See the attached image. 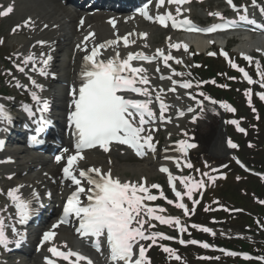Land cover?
Masks as SVG:
<instances>
[{"label":"snow or ice","instance_id":"obj_1","mask_svg":"<svg viewBox=\"0 0 264 264\" xmlns=\"http://www.w3.org/2000/svg\"><path fill=\"white\" fill-rule=\"evenodd\" d=\"M188 2V0H167L168 4L175 3L177 5ZM230 7L238 13L243 10V15H239V21L248 22L255 24V20H249L247 12V6L238 7L233 3V0H226ZM152 3V0H148L143 7L137 9V12L142 15L144 18L151 20L153 22H158L162 26L167 27L168 21H171L173 28H185L189 31H205V32H214L218 30H224L228 27L237 26V21L230 20L221 24H214L206 29H198L196 25L185 17L183 20H177L171 12H166L164 14H156L155 16L149 14V5ZM165 4V0H156V8H160ZM252 6H256V0H252ZM13 11V7L9 5L5 10L0 11V16H7ZM262 14H264V8H261ZM181 9L176 8V15H181ZM209 15L219 17L221 20H224V17L221 13H209ZM84 18H81L80 25L83 26ZM113 28L116 27L115 18H110L108 21ZM29 22H26L27 26ZM19 28V25L16 28H13L15 32ZM133 33H128L125 36L117 35L116 39L108 40L103 43L94 44L89 51L87 44H84V47L81 48V45L78 44L77 48L84 51L86 55L83 57V64L81 70L82 83L81 86L77 89L73 88L70 92V95L73 96V105L74 111L71 112L69 116L70 125L74 126L76 136L75 143V153L67 155V164L62 169L65 179H71L72 183L77 185L76 192H73L69 196L66 206L63 210V215L57 222L52 226L53 229L57 228L59 224L66 223L67 218L71 214H75L79 218V227L77 232L81 235H91L96 238L94 247L97 251L101 250L100 238L105 236L107 245L110 250V260L114 264L118 262H123V264H150L145 257V248L143 245L139 244L141 239H151L155 243V238L160 237L161 239H172V237H167L162 233L153 232L150 235H145L144 225L149 221L145 219V215L152 217L154 219L160 220L161 223H171L170 219H163L160 216H154V209L146 208L143 205L142 201L145 197H142L137 194V192L147 193L148 189L142 184H132L130 182H121L119 178H114L111 176V170L106 173H102L98 168H89L87 170L80 169L78 175L74 165L77 164V158L80 160L84 159L83 150L91 149L96 146H100L104 151H108V145L113 142H119L122 144H127L133 149L136 150L138 155H143V150L145 147L152 151H155V146L152 143L153 137L151 133L144 127L145 124L149 122V119H155V113L149 107L152 103L151 93L147 87L137 86L147 85L149 83V78L146 73V69L143 67H133L131 61L133 60H142L151 62L156 59L155 56H148L143 53H128L126 58H121L119 52H116L114 56L105 59H100L101 56L100 50L104 49L107 51L114 45H117L119 41L123 40L124 46L127 47L129 43H134L135 41H130L129 36ZM140 37L147 36V33H139ZM95 33H89L84 37V41H87L90 37H94ZM2 43V41H0ZM39 43L43 44L44 41ZM83 43V41H82ZM172 47L179 48L180 45H171ZM185 50L187 46L185 45ZM157 52L160 56L164 58V62L167 65V61L172 59L170 55H165L163 50L157 49ZM225 55L226 53H221ZM214 55V53H210ZM243 55V54H242ZM43 56V54H42ZM243 58L247 60L250 64L253 62V58L247 55H244ZM33 57L29 56L25 63L29 60H32ZM52 60V56L47 55L46 59H42V63L45 65V68L48 66L49 61ZM178 63L180 61H177ZM231 63V61H230ZM233 68H237L240 71L245 79L248 82L254 83L253 79L249 74L243 69L238 68L235 63H231ZM18 70L23 72L24 69L20 68ZM257 75L260 76V83L264 86V72L260 70V64L256 62ZM159 71V68H157ZM128 72L129 75H123V73ZM41 75H48L44 68L40 69ZM137 77H139L137 79ZM164 77H161L163 79ZM169 79H171L169 77ZM175 84L176 82L173 81ZM32 84L43 90L42 85L36 84L35 80H32ZM19 86V85H18ZM183 88L192 87L190 82H185L181 85ZM175 91V88L171 89ZM131 92L145 97V99H130L126 98L125 95L120 93ZM246 95H250V90H246ZM31 99L36 106H38L35 111L33 105L22 104L21 108L25 113L29 114V117H34L36 112L47 113L50 110V103L46 99H42L35 91L30 93ZM203 95V94H202ZM262 99H264V94H259ZM14 99V98H13ZM157 101L160 102V114L161 118L163 117V112L167 110V105L163 102L161 97L157 95L155 97ZM205 99H210L205 97ZM215 104L216 101H211ZM222 107L230 109L227 104H221ZM192 109H189L191 111ZM182 114V113H181ZM13 116L10 114L9 110L5 107L4 104H0V122H6L8 125H11L13 122ZM238 125L237 121H230ZM38 126L36 131L43 133L46 129L52 124V121L47 116H41L40 120L37 122ZM8 131V128L3 129ZM239 131H244V129L239 128ZM142 133H146L142 135ZM30 140L34 143H43V140L37 139V136L33 135L30 137ZM183 143V142H181ZM5 145V141L0 139V149ZM229 145L233 148L237 145L232 144L229 141ZM195 145H187V147H194ZM69 149H63V153H68ZM64 157L57 155L55 157L57 162H60ZM191 167V165H188ZM161 171L167 172V168H161ZM89 173H95V177L89 175ZM80 177L86 178L88 185L90 187L85 190L81 186ZM11 178V177H9ZM183 181H188V177L181 178ZM171 182V178H170ZM202 182H197L192 187H200ZM23 185L18 186L17 188L9 189L7 196L12 202V205L16 209V221L10 225H6L5 218L0 215V246L8 248L10 243H15L17 247L20 246L21 242L25 239V232L19 231L16 228V223L19 225H26L32 214H34L35 209L31 207V200H25L19 195L20 188ZM151 187L157 188L159 185H152ZM83 194L87 197V200L90 202L87 206H80V195ZM191 194V189L189 190V195ZM176 196L179 197L180 193L176 192ZM32 199L38 200V194L35 191L32 194ZM146 199L155 200L156 196L147 195ZM170 203L172 201H169ZM179 208L185 209V213H188V210L185 208L183 203L176 205ZM163 211V209H160ZM11 220V217H9ZM176 224H179V220H175ZM11 227L12 233L18 239L10 240L6 234V228ZM194 227H199L194 225ZM203 231L209 232L210 229L202 228ZM181 232L185 231L184 228L180 229ZM56 236L55 231L49 230L43 234L41 245L45 242H52ZM180 243H186L181 240ZM188 243H200L198 241L192 240ZM138 246V254H135L133 249ZM204 248H208L207 243H203ZM66 247V245H65ZM39 250V248H38ZM165 252L170 254H175L173 249L164 248ZM48 251L53 254L55 257L62 258L64 260H69L70 257L75 256L77 264L80 260H87V264H92V261L87 257H84L76 252L69 250L67 253L59 250V248L53 244L49 247ZM235 255V253H231ZM135 255V259H134ZM179 258V257H177ZM246 259H250L247 254H245ZM47 264H54L49 258H45ZM259 259L264 260V257Z\"/></svg>","mask_w":264,"mask_h":264},{"label":"bare ground","instance_id":"obj_2","mask_svg":"<svg viewBox=\"0 0 264 264\" xmlns=\"http://www.w3.org/2000/svg\"><path fill=\"white\" fill-rule=\"evenodd\" d=\"M18 4V7H21L20 9L26 10L25 20H30V29H28V37L29 41L26 39H17L13 36L15 42L19 43V46H21V51L27 54L28 56H31L33 54L34 49L31 48L32 43L36 41H44L52 42L50 46H46L43 49L37 48L40 50V53L37 55L39 57H42V54L45 58H47V55L52 56V60L49 61L47 69H55L60 77L58 84L50 82L46 83L44 85L45 88H48V91H46V99H54L56 102H62L61 100H56V97L59 96V98H63L65 96H62V92H64L65 89L60 87V84H63L65 82H70L71 71L73 70L74 73L79 69L80 64V58L81 55L84 53V51L77 48V45L80 44L81 48L84 47V44H87L88 49L91 45L94 43H103L108 40H113V32L117 31L118 33H125L129 31L130 29H139L142 28V21L135 17L134 19L131 18L127 13L126 14H118L116 11L112 10H106V9H99L98 7L96 9L97 12L93 13V15H85L88 12H85L83 8H85V4L80 3V0H15ZM64 2V4H63ZM101 10H105V13L101 14L99 13ZM81 18H84V24L83 26L80 25ZM110 18H115V21L117 23L116 29L113 31L109 28L110 23H108V20ZM47 24L48 26L44 28V25ZM146 30L148 31V37L146 40L151 39V35L154 33V29L152 26H147ZM157 30V29H155ZM20 32V34H19ZM21 31H17L15 35L21 36ZM89 33H95L94 37H90L87 41H84V37L88 35ZM14 35V34H13ZM12 38V39H13ZM28 39V38H27ZM83 41V43H82ZM198 41V44H196L197 50L203 51L206 48V42L201 39H196L194 42ZM177 43V42H176ZM136 48L141 46L142 42L136 40ZM263 45V44H262ZM70 46V51L75 56L73 61L67 62L68 58H71V56L67 55L68 48ZM53 48H56L53 50ZM136 49L130 48L128 51L115 48L111 50L110 48L105 51L104 49H101L102 53L109 52V57H112L115 55L116 52H119L120 57H123L125 55H128V53L136 52ZM65 57L64 60L62 58ZM39 64V63H38ZM45 67V65H44ZM147 76L149 78V81L151 84L148 85H142L143 87H147L149 92L151 93V99H155L157 95L161 97V99H165L167 101L176 100V104L178 105L177 109L180 110L182 103L184 101L183 98L180 96H175L169 98L168 91H167V85L165 82H159L157 78L152 76L151 74L147 73ZM139 77H137L138 79ZM162 86L164 87L165 94L160 93L158 90H155L154 88ZM181 91V90H179ZM67 100V99H65ZM171 108H173L170 105ZM58 111H61L62 107L56 108ZM21 113L24 115V118H28L29 114L25 113L22 108H20ZM214 153L223 152L225 153V146L223 144L216 143L213 147ZM98 152H90L87 154H84L83 160H78L77 164L74 165V168H83L86 167V169L89 168H98L102 172H108L109 169L107 166L103 164V156L97 154ZM9 155V153H8ZM17 158V164L18 167L14 168L13 166H1V168L8 171V173H16V180L20 181L22 179L23 181V187L19 191V195L25 199V200H32V190L36 189L38 190L36 193L44 186H48L51 188V190H54L57 195L53 205L56 206L57 202L59 200V195L64 192L65 184L61 183L60 185L56 184V186L52 185L51 182L48 181V175L53 176L54 179H57L58 173H59V167L57 165H54L50 162L48 159V156H42L39 154H33L31 157V160L28 162L21 163L19 161L20 154L15 153ZM128 159L121 158L118 155L114 157V162H123L127 161ZM147 167L141 168V169H133V172H139L141 175L146 176L148 175L149 179L151 178L149 175L152 174L153 169H151L152 165H156V162L154 159L149 157L147 159ZM109 163V162H107ZM149 166V168H148ZM111 170V176L114 177L112 174L113 171ZM45 172H48V174L45 176ZM95 173H90L89 175L93 176ZM21 178V179H17ZM48 191L44 193V196L47 194ZM27 198V199H26ZM73 238V236L64 230H61L55 239L53 240V243L64 242L66 239ZM70 244V243H69ZM30 246V243L28 244V247ZM32 254H35V257H33L32 262H35L37 258H40L41 255H37L36 252L32 251Z\"/></svg>","mask_w":264,"mask_h":264},{"label":"rangeland","instance_id":"obj_3","mask_svg":"<svg viewBox=\"0 0 264 264\" xmlns=\"http://www.w3.org/2000/svg\"><path fill=\"white\" fill-rule=\"evenodd\" d=\"M210 6L212 8L215 7L213 4H210ZM195 9L199 15L204 13V10L202 12V10L198 6H196ZM22 15H26L25 9H21L20 11L15 12V14L12 16L11 19L9 20L6 19L7 21L0 20V38H1L0 41H3L2 37L7 36L9 34L8 32H10L9 28L11 26H9V22L11 21H12L11 23L18 22V20H20V17ZM19 34L18 35L14 34V37L17 36L16 38L20 39ZM156 36L160 37V40L157 42L156 45L157 46L163 45L162 37H164V33L162 35L157 33ZM4 43H5L4 49L2 48V43H0V77L1 78L5 74V70H2V65L5 63V60L8 61L10 59L11 54L9 53L12 52L14 54L16 52V50H14L16 46H12L13 41H11V38H6V41H4ZM190 54L194 55L193 52L188 51L185 52L184 55L182 56L186 61L188 69L181 72L179 76L186 77L185 81H187L188 78L190 77L189 70L190 72H192L193 68L196 66V64L192 62L190 58ZM237 60L238 59H235V61L232 60L231 63H235L238 66ZM228 63H229V67L233 68L231 66L230 61ZM8 65L9 64H7V67ZM13 66L14 64H10L8 68L11 70ZM233 69H237V68H233ZM6 75H8L7 72ZM223 77L225 78V75H223ZM235 79H236L235 81L238 82L237 78ZM8 84L9 83L7 81L5 85ZM224 86L225 85H223V82H221L219 85H217V83L215 84V87H218L219 89L224 88ZM231 89L233 90L234 86L231 87ZM246 90H250V89L248 87L247 88L244 87L239 82L237 83V86L235 87V91L241 96V99L243 101V107L245 108V110L248 111L249 113L250 112L252 113L254 107H257L255 103V99H259L262 103H264V99H262L260 95L254 97L251 90H250V95H246L245 94ZM187 94H192L196 97L202 98L199 90L194 86L192 87V90ZM226 100L231 102V99L226 98ZM205 102L209 103V100H205ZM212 114L213 112L211 111L210 107H202L198 110V113H196L193 117L187 118L186 121L182 122L179 128H177V131H175L177 135L190 134L189 137H191L192 140L194 139L199 146L198 152L196 153L195 157L203 158V160H201L203 172L199 174L197 171L196 175L193 176L198 180H200L201 177H204L207 172H210V174L213 175L214 170L213 169L209 170V168L212 167L214 164H216L217 167L222 168L225 166V163L230 161V156H224V154L221 155L220 157H215V158L209 157V152L211 151V147L214 145V143H217L222 136L220 121L219 120L216 121L215 119H212ZM253 115L255 116L256 114ZM259 116H263L262 112H260ZM206 117L207 119H205ZM209 118H211V122H209ZM245 121L247 122V124H250L252 126L250 128V133H248L247 135V136L250 135V137L246 140L243 138L241 139L242 144L244 145L245 148L242 158L249 164V162H251L253 159L258 158V156L264 155V144H263L264 125L262 124V122L254 123V120H250V118H246ZM256 124H258V129L254 128ZM246 142H252L250 149L245 147ZM234 151L235 150L233 149V152ZM119 156L127 157V155H119ZM232 164L231 166L233 167V169L229 172H226V174L217 176V179L209 187L205 188L206 190L205 194L200 189V187H193V188L189 187L188 190H186L185 192L187 202L191 203L189 209H192L193 215H195V217H193V215H190V217H188V215L183 214L185 215L184 223L188 224L186 225L188 229V227L191 225V221L194 218L198 219V221L200 222V226L196 227V230L198 229L197 231L200 233L203 240L206 242L211 240L214 241L215 243L216 240L218 239L229 240L234 238L240 240H250V239L257 240L258 238L257 236H251V234L248 231V228L246 229V226H244L241 223V220H239V218H242V216L239 217V215L237 214L236 215L237 217L231 219H227L228 217L224 216V214H230V213H231L230 215L235 214V212L232 209L238 208L239 206H242L245 209V213L247 212V210L255 211L256 209L252 207L254 204L253 199L260 198L255 194L252 185L250 184L251 182H253V180L239 173L241 171H238V169ZM205 166L207 167L206 170H205ZM112 167L114 168V172L122 179L126 178V180L131 183L136 181L138 184L141 174L139 172L132 173L131 170L140 169L142 167H145V165L143 162H135L131 160L130 163L128 162L117 163L112 165ZM123 170H125L126 173H122ZM149 176H151V181H157L155 178L156 177L155 172L153 176L152 175ZM4 177L5 175L4 174L1 175L0 172L1 182H2V178ZM146 178L148 177L146 176ZM254 186L256 187L257 185L254 184ZM190 189H191V194L189 195ZM215 192H216V197L220 198V200L218 198H215ZM201 195L204 196L206 195V197L204 203H202L199 206L200 201H197L196 198H202L203 196ZM222 195L225 197L223 198ZM225 207H228V211H224L225 209H222ZM165 209L167 211H170L171 213H174V210L172 209H169L167 207H165ZM230 210L232 211L229 212ZM219 216H221V218ZM202 228H208L210 229V231L205 232L202 230ZM156 241L155 243H153L152 241L151 243H149V246L147 247L149 250H152L151 253L158 251L157 248L158 246L156 244ZM30 258L31 257L28 255L25 256L24 262L23 263L20 262L19 264H24V263L29 264L28 261ZM13 261H16L13 262V264H17V259H14ZM35 264H41V261L40 260L35 261Z\"/></svg>","mask_w":264,"mask_h":264},{"label":"trees","instance_id":"obj_4","mask_svg":"<svg viewBox=\"0 0 264 264\" xmlns=\"http://www.w3.org/2000/svg\"><path fill=\"white\" fill-rule=\"evenodd\" d=\"M264 195V190H263ZM259 214V217L262 218V221H264V208L257 206V212ZM245 224L252 225L253 226V216H248L245 219H242ZM231 247L238 249V250H245L253 254L262 255L264 256V246L261 244H250V243H242V242H232ZM236 260V261H235ZM228 264H261L260 262L255 261H239L238 259H228ZM226 263V264H227ZM225 264V263H224Z\"/></svg>","mask_w":264,"mask_h":264}]
</instances>
